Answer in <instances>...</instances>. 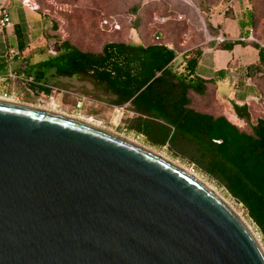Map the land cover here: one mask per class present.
Listing matches in <instances>:
<instances>
[{"label":"water","instance_id":"obj_1","mask_svg":"<svg viewBox=\"0 0 264 264\" xmlns=\"http://www.w3.org/2000/svg\"><path fill=\"white\" fill-rule=\"evenodd\" d=\"M0 264H264V250L170 162L96 126L0 100Z\"/></svg>","mask_w":264,"mask_h":264},{"label":"trees","instance_id":"obj_2","mask_svg":"<svg viewBox=\"0 0 264 264\" xmlns=\"http://www.w3.org/2000/svg\"><path fill=\"white\" fill-rule=\"evenodd\" d=\"M138 10L133 9L131 14L140 21ZM228 12L223 17L233 18ZM214 16L206 21L213 40L218 35L212 24ZM238 21L242 29L250 30L253 15L245 13ZM134 29H138V24ZM56 40L60 48L57 57L34 64L22 60L13 68L12 61L2 57L0 73L8 74L10 69L17 75L24 74L26 79L32 78V82L24 84L29 96L48 98L54 88L50 80L68 78L79 82L82 96L93 103L115 108L128 105L134 113L127 125L129 131L144 135L153 146L167 147L173 155L216 181L244 206L264 232V120L258 119L251 125L248 106L236 105L238 118L250 128V132H245L225 117L214 118L193 108L190 95L200 98L208 95L207 82L196 77V69L204 50L214 46L213 40L180 56L160 43L110 42L94 53L83 51L68 40ZM244 44V41L223 42L218 48L232 51L234 46ZM250 45L258 51L259 61L248 68L247 77L261 76L264 81V47ZM56 86L67 88L60 83ZM215 140L223 143L217 145Z\"/></svg>","mask_w":264,"mask_h":264},{"label":"rangeland","instance_id":"obj_3","mask_svg":"<svg viewBox=\"0 0 264 264\" xmlns=\"http://www.w3.org/2000/svg\"><path fill=\"white\" fill-rule=\"evenodd\" d=\"M31 5H37V12L45 19L46 25L42 35L68 40L87 52L96 53L104 44L110 42L144 45L160 43L173 48L180 56L186 51L207 46L213 40V34L207 27L208 20L212 15L216 18L218 15L223 16L227 10L228 15L235 19L243 17L245 13H251L253 26L247 30L245 40L249 44L264 47V0H31ZM137 7L140 21L131 14ZM136 24L138 29H134ZM221 39L223 38H218L217 41L223 43L224 39L223 42ZM252 61L251 57L243 58L242 64H250ZM243 75V85H246L254 98L249 102L248 108L250 123L255 125L258 119L264 120V81L261 76L249 79L245 73ZM13 78L9 76L7 82L0 86V98L4 101L79 121H90L132 143L186 166L213 186L240 214L264 249V232L252 220L244 206L237 203L216 181L186 160L173 155L167 147L153 146L143 136L124 130L123 122L130 118L127 107L111 109L93 103L89 98L82 96L79 82L67 79L57 81L67 88L58 87L48 98L29 96L24 91L25 86ZM1 83L3 81L0 80ZM219 86L221 92L227 95L233 89L227 81H222ZM86 87L91 89L90 85ZM213 96V93L209 92L205 98H195V107L203 112L209 111L214 116L230 110V106H219ZM79 103L81 106L78 107ZM53 105H58V108ZM234 125L241 131L250 132L249 126L242 120H235Z\"/></svg>","mask_w":264,"mask_h":264},{"label":"crops","instance_id":"obj_4","mask_svg":"<svg viewBox=\"0 0 264 264\" xmlns=\"http://www.w3.org/2000/svg\"><path fill=\"white\" fill-rule=\"evenodd\" d=\"M26 2L28 3L26 4ZM34 6H36L37 9H34ZM6 7L11 20V26L0 29V58H5V55L11 57V53L15 54L16 56L14 55L12 59H10V61H12L10 67L13 68L22 60H27L34 64L58 56L60 48L56 38H49L48 36L42 35V30L46 22L40 13L37 12V5H31V0H7ZM213 18L212 24L217 29L218 35L213 40L215 43L214 46L204 50L196 69V77L207 82L206 87L208 93H213V97L216 102L218 101L219 106H230V110H227L219 116H214L209 111L203 112L197 109L195 103L193 108L196 112L210 115L214 118L225 117L234 125L235 120H240L233 110V105L239 107L243 105L249 106V102L254 99L253 96H251L252 93L246 88V85H243V74L245 73V76H247L248 68L258 63V51L252 45L247 44V40L245 39L248 34L247 30L249 29H242L238 19L224 18L222 15H218V18ZM218 38H223L224 42L244 41L246 44L236 45L232 51L220 50L218 46L221 43L217 41ZM247 57H251L253 61L250 64H242V59ZM236 61L240 63H236ZM177 62H179V59ZM10 75H13V79L21 82L22 85H24L26 81L32 82L33 80L32 78L26 79L24 74L21 73L17 75L9 69L8 74L2 75L0 73V80L3 81L0 86L7 82L6 79H9ZM60 79L74 81L68 78L51 79L53 81L51 85L54 87L53 92L58 90L56 82ZM222 81L229 82L233 87L228 95L221 92L219 84ZM190 96L193 97V102H195V98L200 99V97L196 95ZM102 105L111 109L115 108L104 104ZM125 107L128 108L130 118L123 122L124 130L128 133L135 134L127 129V125L134 118V113L129 110L128 105ZM140 136L145 138L144 135Z\"/></svg>","mask_w":264,"mask_h":264},{"label":"bare ground","instance_id":"obj_5","mask_svg":"<svg viewBox=\"0 0 264 264\" xmlns=\"http://www.w3.org/2000/svg\"><path fill=\"white\" fill-rule=\"evenodd\" d=\"M0 100L1 101H4L3 99H1L0 98ZM5 102H7V101H5ZM14 103V102H13ZM35 109H37V108H35ZM41 110V109H40ZM82 122H84V123H87V124H90V125H93V126H96V127H98V128H100V129H103V128H101V127H99L98 125H96V124H93L92 122H90V121H82ZM103 130H105V129H103ZM107 131V130H106ZM117 135V134H116ZM122 137V136H121ZM128 140V139H127ZM131 142V141H130ZM134 144H136V143H134ZM137 145V144H136ZM138 146H140V145H138ZM140 147H142V146H140ZM142 148H144V149H146L147 151H149V152H151V153H153V154H155L156 156H158V157H160V158H162V159H164V160H166V161H168V162H170L171 164H173V165H175L176 167H178V168H180L181 170H183V171H185V172H187L188 174H190L193 178H195L197 181H199L201 184H203L207 189H209L212 193H214L225 205H227L231 210H232V212L242 221V223L250 230V232L253 234V232H252V230H251V228H250V226L248 225V223L240 216V214H238V212L237 211H235L226 201H225V199L215 190V188L213 187V186H211L209 183H207L206 181H204L201 177H199L197 174H195V173H193L190 169H188L186 166H184L183 164H180V163H178V162H176V161H174V160H171V159H169V158H167V157H164V156H162V155H159V154H157V153H155L154 151H152V150H150V149H148V148H145V147H142ZM255 237V236H254ZM258 241V240H257ZM260 244V243H259ZM264 250V249H263Z\"/></svg>","mask_w":264,"mask_h":264},{"label":"built area","instance_id":"obj_6","mask_svg":"<svg viewBox=\"0 0 264 264\" xmlns=\"http://www.w3.org/2000/svg\"><path fill=\"white\" fill-rule=\"evenodd\" d=\"M6 3H7V0H0V29L2 28H8L9 26H11V20H10V17H9V14H8V11H7V7H6ZM28 2H26L27 4ZM34 9H37L36 6L33 7ZM219 41V40H218ZM221 41L223 42V39H221ZM11 57L8 56V55H5V58L10 60L12 59V57L15 55V54H12L11 53ZM16 56V55H15ZM10 77H13V75H10ZM54 106V105H53ZM81 106V103H79L78 107ZM55 107V106H54ZM55 108H58V105H56Z\"/></svg>","mask_w":264,"mask_h":264},{"label":"flooded vegetation","instance_id":"obj_7","mask_svg":"<svg viewBox=\"0 0 264 264\" xmlns=\"http://www.w3.org/2000/svg\"><path fill=\"white\" fill-rule=\"evenodd\" d=\"M235 106L236 105H233V110H234V112H236V116L238 117V112H237V110L235 109ZM237 107H239V106H237ZM240 120V119H239ZM217 141H223V140H215L214 142H217ZM217 145H221V144H217Z\"/></svg>","mask_w":264,"mask_h":264}]
</instances>
